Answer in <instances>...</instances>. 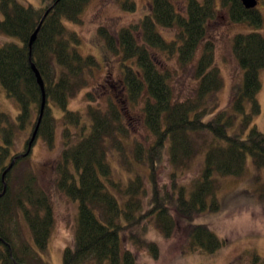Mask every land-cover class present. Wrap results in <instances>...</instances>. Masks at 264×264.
I'll return each instance as SVG.
<instances>
[{
  "label": "trees",
  "instance_id": "16d2710c",
  "mask_svg": "<svg viewBox=\"0 0 264 264\" xmlns=\"http://www.w3.org/2000/svg\"><path fill=\"white\" fill-rule=\"evenodd\" d=\"M126 11H134V0H118ZM175 1L151 0L150 12L139 22L122 27L111 35L106 28L100 32L109 51L122 57L121 81L124 98H107L105 109L89 103L85 108L90 119L88 132L81 113L67 109L68 99L75 97L89 83L98 62L93 55H81L71 42H79L76 32L68 30L63 20L78 21L88 0H41L40 6L23 4L21 0H0V31L18 37L20 43L0 44V83L7 96L19 105L15 120L0 113V193L1 176L14 160L5 176L6 190L0 196V264H49L22 235L18 218L27 225L37 249L45 250L54 223L49 195L38 185L33 171L25 170L19 184L12 187V172L25 161L31 151L28 141L24 151L10 153L16 133L35 126L40 110L41 89L31 67L33 63L44 82L46 104L37 138L49 146L54 141L52 107L63 111L65 123L76 127L63 130V148L58 162L56 186L72 200L78 201V215L72 244L63 251L62 264H135V254L122 249L123 236L128 243L144 247L158 255L154 241L146 238L148 220L154 216L156 225L165 237H170L178 218L191 220L207 207L216 209V176H239L244 173L246 159L251 157L257 169L264 168V131L250 127L228 133L232 116L225 109L210 118L208 97L222 86V79L214 66V43L206 39L208 23L216 16L213 0H184V12L178 11ZM233 22L246 21L259 27L260 11L246 8L241 0H221ZM44 16V17H43ZM41 23V24H40ZM40 24L29 46V38ZM178 27L176 38L166 40L157 31ZM134 31H139L138 44ZM201 53L195 64L197 86L193 95L184 100L173 97L167 69H160L151 50L157 49L166 58L176 54L177 63L185 65L194 58L199 44ZM231 50L243 70L241 89L233 91L229 106L243 112L244 102L251 103V114H245L241 124L247 127L252 115L260 111L256 98L260 89L259 70L264 68V36L257 32L237 33L232 37ZM91 102H97L91 91ZM139 105L143 121L153 136L143 144L132 139L131 157L126 168L115 177L112 151L122 152L129 135L122 115L123 106ZM77 139H73V133ZM203 134L210 136L208 139ZM201 139L200 142L198 140ZM203 153L202 165L189 184L179 182ZM122 154V153H121ZM124 155V154H122ZM170 164V188L159 183L158 169L165 160ZM72 165L74 172L70 170ZM150 195L145 199V183ZM190 249L197 246L213 252L223 244L205 224H190L187 228Z\"/></svg>",
  "mask_w": 264,
  "mask_h": 264
},
{
  "label": "rangeland",
  "instance_id": "374dc122",
  "mask_svg": "<svg viewBox=\"0 0 264 264\" xmlns=\"http://www.w3.org/2000/svg\"><path fill=\"white\" fill-rule=\"evenodd\" d=\"M182 1H175V5L180 12H184L185 5ZM202 1V0H199ZM23 4H31L35 7L41 5V0H21ZM135 10L126 11L122 8L118 0H88L85 4L78 21L64 19V25L68 30L76 32L79 42H71L81 55L90 54L96 58L98 65L93 70V74L88 77L89 83L81 88L79 93L68 99L67 109L76 110L81 113L82 123L86 125L85 132H88L90 119L86 115V107L89 103L97 104L105 109L107 98H124L121 69H123L122 57L114 54L105 46V40L101 28L113 36L122 27L137 23L140 19L150 12L151 0H134ZM214 8L217 10L216 16L208 23L207 40L214 43V66L217 67L222 86L215 93L208 97L207 106L210 113L205 116V120L210 118L218 110L225 109L232 116L233 124L228 128V133L243 130V136L252 126H256L264 131V68L259 70L260 89L257 93V100L260 111L252 115V120L246 128L241 124L244 113L251 114V103L244 102V113L234 111L229 106L233 91L241 89L243 84V70L239 66L232 53V37L237 33H247L257 31L264 36V3H259L257 9L261 13L262 24L255 27L246 21L233 22L229 19L227 8L223 7L221 0H213ZM0 13V18H2ZM158 33L166 39H175L178 27L163 28L157 26ZM139 31H134L138 44H142ZM19 38L0 31V44L6 42L20 43ZM202 44L197 46L194 58L180 65L177 63L176 54L169 55L168 58L158 51L152 49L156 64L160 69H167L170 74L169 83L175 99L184 100L193 95L197 86L195 77V64L201 53ZM91 91L95 102H91L86 97V92ZM139 105L130 107L128 103L123 106V118L130 135L124 140V149L120 153L112 151V162L115 166V177L121 175V170L126 168V162L132 153V139L143 144L152 141L153 136L146 128ZM53 113L57 118L54 122V141L49 146L46 141L37 135L31 145V151L27 160L17 164L12 172V187L20 183L23 172L30 169L36 176L46 195H49L53 210L54 223L51 228L49 240L45 250H39L34 244L26 223L21 219L17 226L22 235L29 241L36 252L44 261L49 264H62V255L65 247L72 244L73 234L76 227L78 215V201L72 200L56 186L55 179L58 176V162L61 159L63 148V130L65 128L76 129L72 125L65 123L62 119L63 111L52 107ZM19 112L18 102L14 97L7 96L5 89L0 83V113H6L12 120L16 119ZM4 120L0 121V126H4ZM36 124V123H35ZM34 129V128H33ZM29 128L19 130L16 138L11 145L10 153L24 151V143L29 142L32 131ZM38 132V131H37ZM208 139L210 136L203 134ZM73 139L77 135L73 133ZM201 139L198 140L200 142ZM0 144H3L0 135ZM124 155H122V154ZM203 153L196 155L193 165L187 172L179 177V182L189 184L192 176L196 175L202 165ZM244 173L239 176H216L217 189L215 193L218 206L210 208V200H207V207L204 211L197 213L191 220L178 218L176 227L170 237H165L156 225L154 216L148 220L146 238L154 241L158 247V255L154 256L147 248L136 247L128 243L124 235L122 249L129 248L135 254V264H264V168L257 169L252 163L250 156L247 157ZM71 172L73 166H69ZM170 164L165 160L158 169L157 177L159 183H165L170 188L171 180L169 171ZM146 182V181H145ZM146 198L150 195V186L145 183ZM190 224H205L215 235L223 240V244L213 252H208L204 248L197 246L190 249V237L187 228ZM91 264V263H84ZM93 264V263H92ZM107 264V263H104Z\"/></svg>",
  "mask_w": 264,
  "mask_h": 264
},
{
  "label": "water",
  "instance_id": "95a60500",
  "mask_svg": "<svg viewBox=\"0 0 264 264\" xmlns=\"http://www.w3.org/2000/svg\"><path fill=\"white\" fill-rule=\"evenodd\" d=\"M241 2L243 3V5L246 7V8H254L255 7V5H256V3H257V1L256 0H241ZM44 17V16H43ZM41 24V23H40ZM40 24L37 26V28L35 29V31L33 32V34L31 35V37L29 38L30 40H29V46H31V44H32V42L34 41V38L36 37V34H37V32H38V29H39V27H40ZM31 67H32V69L31 70H33L34 71V73H35V76H36V79H37V82H38V84H39V86H40V91H41V104H40V110L38 111L39 112V114H38V117H37V121H35L36 122V124H35V126H34V129H33V131H32V135H31V138H30V140H29V142H28V149H27V151L24 153V154H22L23 156L24 155H26V153H28L29 151H30V149H31V145H32V142L34 141V138H35V136L37 135V131H38V127H39V124H40V122H41V119H42V115H43V110H44V107H45V104H46V96H45V90H44V82H43V80H41L42 78H41V76H40V74H39V72H38V70L36 69V67H35V65L32 63L31 64ZM13 163H14V160H12L11 162H10V164L8 165V167L3 171V173H2V176H1V180H2V183H3V190H2V192L0 193V196H2L3 195V193L5 192V190H6V184H5V174L9 171V169L11 168V166L13 165Z\"/></svg>",
  "mask_w": 264,
  "mask_h": 264
},
{
  "label": "flooded vegetation",
  "instance_id": "af4514ba",
  "mask_svg": "<svg viewBox=\"0 0 264 264\" xmlns=\"http://www.w3.org/2000/svg\"><path fill=\"white\" fill-rule=\"evenodd\" d=\"M256 1H257V3H256V5H255V8H256V6L259 5V3H264V0H256Z\"/></svg>",
  "mask_w": 264,
  "mask_h": 264
}]
</instances>
